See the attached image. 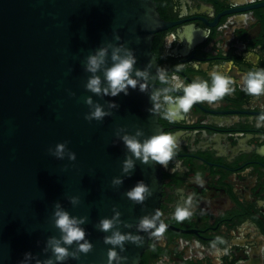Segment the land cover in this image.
Masks as SVG:
<instances>
[{"label":"water","instance_id":"1","mask_svg":"<svg viewBox=\"0 0 264 264\" xmlns=\"http://www.w3.org/2000/svg\"><path fill=\"white\" fill-rule=\"evenodd\" d=\"M171 26L153 0H0V264H18L25 252L45 258V241L59 236L52 221L57 201L72 215L88 217L83 227L94 246L66 264H107L111 246L103 238L110 233L95 224L111 217L113 206L133 225L159 209L161 173L151 162L137 161L131 178L118 188L111 185L121 175L126 152L116 130L161 134L158 108L149 112L148 94L130 89L127 96H93L101 104L114 100L119 109L100 122L85 120L84 100L93 94L85 90L89 74L83 65L97 48L124 43L135 50L136 67L152 61L155 74L153 40ZM156 81L149 91H155ZM64 141L76 161L49 154L50 147ZM139 180L153 191L144 206L124 195ZM70 196H79L80 204L73 207ZM120 229L136 234L135 227ZM139 235L141 246L126 242L121 253L129 257L127 264H139L148 246L150 235Z\"/></svg>","mask_w":264,"mask_h":264},{"label":"flooded vegetation","instance_id":"2","mask_svg":"<svg viewBox=\"0 0 264 264\" xmlns=\"http://www.w3.org/2000/svg\"><path fill=\"white\" fill-rule=\"evenodd\" d=\"M153 1L172 24L153 40L158 68L171 75L181 65L177 74L186 83H210L208 73L222 65L236 90L215 103L197 102L175 120L166 118L161 101L162 133L177 144L168 166L156 165L158 211L167 229L159 238L149 236L139 264H264V127H256L264 96L240 90L241 76L264 68V0ZM156 84L155 91L167 87L159 79ZM196 174L202 187L192 180ZM189 195L192 215L172 219Z\"/></svg>","mask_w":264,"mask_h":264},{"label":"clouds","instance_id":"3","mask_svg":"<svg viewBox=\"0 0 264 264\" xmlns=\"http://www.w3.org/2000/svg\"><path fill=\"white\" fill-rule=\"evenodd\" d=\"M114 38L117 41L121 40L118 34H114ZM137 63L135 50L127 47L124 43H108L86 57L83 69L89 75L84 87L93 95L87 96L84 100L88 106V112L84 115L85 120L100 122L106 117L112 116L113 110L119 109V105L114 100H105V103L101 104L94 100L93 96L104 100L106 97H116L121 93L127 96L130 89L138 90L148 94L152 104V107L148 109L149 112H152L153 108H159L162 101L167 106L166 118L175 120L189 113L197 102L215 103L236 90L233 87V80L227 75L222 65L212 67L208 73L210 83L209 80L200 78L186 83L177 74L181 65H177L176 72L169 75L167 70L161 68H157L153 74L152 61H149L143 68L136 67ZM153 79H159L167 87L159 91H149ZM240 90L251 97L264 96V68L256 67L241 76ZM173 92L182 94L171 95L170 93ZM69 94L75 95L71 92ZM256 127H264V112L258 115ZM115 135L118 141L124 145L126 152L121 164V175L113 177L111 180L113 188L121 186L125 178H131L137 161L141 164L151 162L153 165L166 168L177 147L175 137L170 133L145 136L144 131L140 128H137L132 134L121 127L116 130ZM48 152L58 160L67 158L74 162L77 159L76 153L68 148V141L57 143L54 148L50 147ZM192 180L201 187L204 184L199 174L194 175ZM124 195L134 204L144 206L145 201L153 195V191L144 180H139ZM68 201L73 207L78 206L81 202L79 196H70ZM191 201L192 196L189 195L183 203L177 204L172 213V219L178 222L188 219L192 215ZM112 212L111 217L101 218L95 224L98 231L110 233L103 238L104 243L111 246L107 251V264H127L129 257L121 255V253L126 251V242L132 243L136 247L141 246L140 233L159 238L167 229V224L161 219L162 213L158 210L141 216L135 225L123 221L122 213L115 206H113ZM52 221L54 227L59 231V236H50L45 241L41 250L45 258L41 259L32 252H25L18 264H66L69 259L79 261L81 254L92 251L94 246L87 238V231L83 227L88 222L87 216L72 215L61 202L57 201L54 204ZM121 225L127 229L135 227L136 234L131 231L122 232ZM217 240L223 243L219 238ZM212 247L216 248L215 242ZM223 251L226 253L228 250L225 248ZM217 252H219L218 249Z\"/></svg>","mask_w":264,"mask_h":264}]
</instances>
